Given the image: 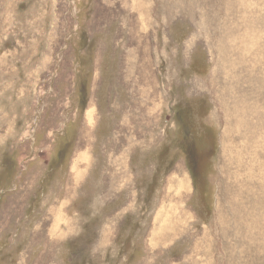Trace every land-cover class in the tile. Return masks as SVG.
Masks as SVG:
<instances>
[{"label":"rangeland","instance_id":"1","mask_svg":"<svg viewBox=\"0 0 264 264\" xmlns=\"http://www.w3.org/2000/svg\"><path fill=\"white\" fill-rule=\"evenodd\" d=\"M263 52L264 0H0V264H236Z\"/></svg>","mask_w":264,"mask_h":264},{"label":"bare ground","instance_id":"2","mask_svg":"<svg viewBox=\"0 0 264 264\" xmlns=\"http://www.w3.org/2000/svg\"><path fill=\"white\" fill-rule=\"evenodd\" d=\"M259 3L261 4L260 1H259ZM191 27H193V26L191 25ZM243 37H242V39L244 40ZM195 47H197V46L195 45ZM261 51H263V50H261ZM259 53H261V52H259ZM260 56H262V55H260ZM247 69L248 68H246V70ZM251 72L253 73V71H250V73ZM259 96L261 97V95H259ZM259 99H261V98H259ZM254 102H255V100H254ZM241 103L242 102L239 101V109L238 110H240V112H239L240 116H239V118H237L238 124L236 126V130L238 132V139L240 140L239 141L240 142L239 143V149H238V152L236 155L231 154V149L227 150V153H228L227 156H229V157L225 162V165H226L225 175L227 176V178H226V184H225L226 186H225V190H224L225 191V198L223 200L225 201V203L223 205V209H224V217H226V220H224V221H225V224H227V229L225 231H223L222 235H223V239L225 241L224 242V246H225V243L230 240V238L228 237L229 236L228 234L232 233L231 227L229 228V225L231 222L234 223L236 221L237 223H239L242 220L243 221L242 224L244 223L246 226L251 227L249 229L251 230L252 236L250 238H248V243L250 244V246L248 247V250L250 247L253 250H249L248 251L249 253L244 255L245 248H244V250L240 249L241 253H238L237 256L234 255V257L231 256V258H232L233 262H234V260H236L237 263H243V262L245 263L246 262V264H247L249 262L250 264H256V263H258L257 261L261 260L262 256H264V254H262L260 256L261 252L263 251L262 249H260V246H262V243L264 242V135H263L264 129H263V127H261L259 125L258 121H255L256 120L255 118H257L256 115H258L257 114L258 112H254V113L251 112V108L248 107V104L241 105ZM89 115H90V113H89ZM259 115H260V113H259ZM229 146H231V145H229ZM197 190H198V188H197ZM219 191L222 192V190H219ZM216 212H214V213H216ZM220 219H221V216L219 217V221H220ZM222 219H224V218H222ZM222 219H221V221H222ZM239 228H238L237 224H235V231L238 230L237 233L240 234ZM256 229L258 231H256ZM257 235L260 236L259 240H257V237H258ZM235 239H236V241H241V239L239 237H237ZM256 241H257V243H256ZM248 243H245V245L247 246ZM254 243L259 245V247H257L255 250H254V247L252 246V244H254ZM232 253L234 254L233 251H231V255H232Z\"/></svg>","mask_w":264,"mask_h":264}]
</instances>
